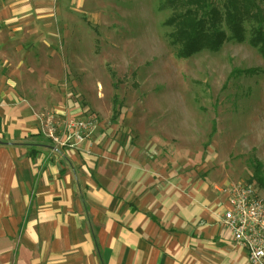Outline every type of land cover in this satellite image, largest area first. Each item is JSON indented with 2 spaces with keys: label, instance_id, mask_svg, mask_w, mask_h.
<instances>
[{
  "label": "crops",
  "instance_id": "1",
  "mask_svg": "<svg viewBox=\"0 0 264 264\" xmlns=\"http://www.w3.org/2000/svg\"><path fill=\"white\" fill-rule=\"evenodd\" d=\"M86 4L0 0V264H249L214 179L103 124L72 149L42 135L48 43L73 36L63 23Z\"/></svg>",
  "mask_w": 264,
  "mask_h": 264
},
{
  "label": "rangeland",
  "instance_id": "2",
  "mask_svg": "<svg viewBox=\"0 0 264 264\" xmlns=\"http://www.w3.org/2000/svg\"><path fill=\"white\" fill-rule=\"evenodd\" d=\"M162 1L87 0L79 7L76 20L63 23L73 36L48 43L56 81L39 86L40 112L90 114L120 141L150 143L158 157L214 179L215 189L253 184L264 199V58L248 44L249 25L242 43L177 58L168 44L172 29L163 25L171 10H159ZM249 69L257 73L232 74Z\"/></svg>",
  "mask_w": 264,
  "mask_h": 264
},
{
  "label": "trees",
  "instance_id": "3",
  "mask_svg": "<svg viewBox=\"0 0 264 264\" xmlns=\"http://www.w3.org/2000/svg\"><path fill=\"white\" fill-rule=\"evenodd\" d=\"M159 10L170 9L163 23L172 29L168 44L176 48V57L185 59L201 51L217 53L228 42L257 48L264 58V0H163ZM253 76L257 69L234 71L232 74ZM212 123L210 137L215 134ZM254 174L262 183L261 164L256 162Z\"/></svg>",
  "mask_w": 264,
  "mask_h": 264
},
{
  "label": "built area",
  "instance_id": "4",
  "mask_svg": "<svg viewBox=\"0 0 264 264\" xmlns=\"http://www.w3.org/2000/svg\"><path fill=\"white\" fill-rule=\"evenodd\" d=\"M42 135L60 148L72 149L88 139L98 127L90 114L69 116L62 108L38 115ZM227 196V208L220 225L241 247L249 264H264V199L253 184L233 183L220 190Z\"/></svg>",
  "mask_w": 264,
  "mask_h": 264
}]
</instances>
